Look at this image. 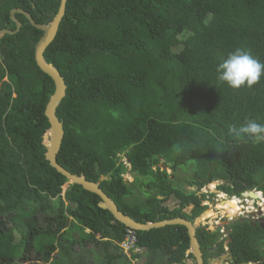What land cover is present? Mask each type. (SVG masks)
<instances>
[{"label":"trees","instance_id":"obj_1","mask_svg":"<svg viewBox=\"0 0 264 264\" xmlns=\"http://www.w3.org/2000/svg\"><path fill=\"white\" fill-rule=\"evenodd\" d=\"M60 2L0 0V30L16 29L14 8L50 24ZM16 16L20 31L0 37V264H37L33 254L41 264H131L119 245L130 228L80 184L64 191L68 179L46 159L55 84L35 60L43 31ZM45 59L67 85L58 163L130 217L194 221L208 208L198 191L216 180L230 196L264 189V0H67ZM192 161L187 193L173 175ZM140 178L151 193L130 201ZM230 227L231 264H264V228L245 218ZM218 234L197 228L204 264L227 252ZM136 235L144 264H196L185 226Z\"/></svg>","mask_w":264,"mask_h":264},{"label":"water","instance_id":"obj_2","mask_svg":"<svg viewBox=\"0 0 264 264\" xmlns=\"http://www.w3.org/2000/svg\"><path fill=\"white\" fill-rule=\"evenodd\" d=\"M66 5L67 0H61L58 12L56 13L54 19L50 22V24H39L35 21L33 16L28 11L22 8H14L10 12V17L16 23V29L12 30L5 28L0 30V37L5 34L18 33L22 27V22L18 19L16 13H22L28 18V20L34 27L43 31L42 37L39 39L35 46V60L40 69L47 75H49L55 84V91L49 99L45 109L46 117L48 118V121L50 123L49 129L44 135V144L47 147L46 159L50 162V165L52 167H54L58 172L63 174L68 179V182L80 184L84 189L97 194L101 198L99 206L108 209L118 221L122 222L130 229L136 231H147L153 228L165 227L167 225L185 226L188 230L190 238V247L188 249V253L193 254L196 264H204V254L197 237V225L194 222L184 217H175L160 221H138L135 218H132L122 212L119 209L117 203L100 187V184L98 182L88 180L84 174L72 173L58 163L57 155L61 149L65 131L63 123L58 118L56 112L58 106L66 95L67 85L60 71L53 65V63L48 62L45 59V51L57 36L61 21L66 12ZM160 166L163 170L168 169L166 164H161ZM246 195H249V197L251 198L259 197L257 196L258 194H256V192L254 191H250L246 193ZM188 209L190 208H186L185 212H188ZM261 227L264 228V224L261 223ZM231 232V229L227 231L229 235H231ZM167 263V261H164L160 264Z\"/></svg>","mask_w":264,"mask_h":264},{"label":"rangeland","instance_id":"obj_3","mask_svg":"<svg viewBox=\"0 0 264 264\" xmlns=\"http://www.w3.org/2000/svg\"><path fill=\"white\" fill-rule=\"evenodd\" d=\"M189 163L190 162H188L187 164H183L182 163L176 169V171H174V175H173L174 176L173 177L174 178L173 179L174 185L184 189L187 193L191 192V190L194 189L193 187L188 186L187 181H190V180L193 179V175L195 173L194 168L196 167L194 161H192L190 164ZM167 171H168V173L173 174V170L168 169ZM124 178L126 180H128L129 182H134V180H135V177L130 172V170H128L124 174ZM141 181H143V180L140 178L138 180V182L136 183V186H132L133 194L128 195L129 196L128 199L130 201H134L136 198H142V197L144 198V197L148 196L151 193L150 191L148 192L146 188H143V186L140 185V184H142V183H140ZM216 182H218L217 185L223 184V181H221V180H217ZM69 184H70V182H67L64 185V187H63L64 191L68 188ZM210 185H211V183L206 185V187H203V190L201 191V193L205 192L207 194L209 192L208 196H210V198L208 200L211 201V204H210V206H208V209H206L199 217H197L194 220V223L198 227L199 226H207L208 229L216 230L218 226L223 227L224 222H230V221L233 222V221H235V220H237L239 218H246V219L247 218L248 219L254 218V216H252V213H249L247 211V209H248L247 207L248 206H245L246 211H245V209L242 210V211L238 210L237 214L234 215V216L227 215L225 213V210L221 209V207H218L219 204L222 201V198L220 196L221 192L223 193L224 191H220V192L217 193L216 192L218 190L217 185L215 183H213L212 184L213 188H211ZM250 191H254L255 192L256 190L255 189L249 190V191H247L245 193H248ZM225 195L227 196L228 199L232 198L228 193H225ZM240 196H241V198L243 200L244 199L243 196H248V195H245V194L242 193ZM159 197H161V196H159ZM204 198H207V196L205 195ZM249 202L250 201H248V203ZM176 203H177V200L175 199V197H172L169 201H167V205H170V206H173V207L177 206ZM249 205L251 207V211H253V209H252L254 207L253 203L251 202V203H249ZM211 209L213 210V214L207 215L206 213L208 212V210H211ZM222 215H224V216H222ZM141 253L142 254L138 257L137 260L133 259V258H131V259L129 258L130 261H131V264H144L145 263V261L147 259L146 253L143 250H142ZM56 255H57V253L55 252L54 255H52V257H54ZM85 255L91 256V253L90 254L89 253H85ZM230 262H231L230 256L228 254H223L220 258H216L215 260L214 259L210 260L209 264H231ZM28 263L41 264L42 262L38 261L35 258V255L33 254L32 257L29 258ZM175 264H177V263H175Z\"/></svg>","mask_w":264,"mask_h":264},{"label":"clouds","instance_id":"obj_4","mask_svg":"<svg viewBox=\"0 0 264 264\" xmlns=\"http://www.w3.org/2000/svg\"><path fill=\"white\" fill-rule=\"evenodd\" d=\"M120 158H121V161L128 167V168H130V163H129V160L125 157V155L124 154H121L120 155ZM126 161V162H125ZM163 164V163H162ZM161 165V164H160ZM168 168V167H167ZM169 169V168H168ZM167 169V170H168ZM126 180V179H125ZM126 181H128V180H126ZM217 181V180H216ZM216 181H213V182H211V184L212 183H216V185H217V183L218 182H216ZM221 181H223V184L225 183L224 182V180H221ZM127 183H129L130 184V182H127ZM210 184V183H209ZM208 185V184H207ZM218 186H220V185H217V187ZM204 187H206V185L204 186ZM192 190H196L195 188L194 189H192ZM203 190V188H201L199 191H198V194H205L206 196H207V194L204 192V193H201V191ZM256 191L255 192H257V193H261L259 190H257V189H255ZM216 191V190H215ZM221 190L218 188V190L216 191L217 193L218 192H220ZM247 192V191H246ZM222 193V192H221ZM224 193V192H223ZM226 193V192H225ZM243 194H245L246 195V193L244 192ZM231 197H239V198H241V196H231ZM244 197V201H247V200H249L250 201V203L252 202L253 203V206H254V209H253V211L255 212V214H258V215H261V214H264V196H262V194H261V196H259L258 198H251V197H249V196H243ZM250 198V199H249ZM242 199V198H241ZM206 201V198L204 199V201L203 202H205ZM209 202L211 203V201L209 200ZM203 204V203H202ZM246 206H248V207H250V205L248 204V202H246V204H245ZM206 206H209V205H206ZM192 206L191 205H188V207L187 208H190V209H192L191 208ZM208 209V208H207ZM222 209V208H221ZM245 209V211H246V208H243V210ZM185 211H186V209H185ZM247 211L249 212V213H252L253 214V211H251V208L248 210L247 209ZM256 212H258V213H256ZM227 215H228V213L227 212H225ZM244 213V212H243ZM246 219V218H245ZM248 219V218H247ZM249 220V219H248ZM192 222H194V221H192ZM197 228H198V226H197ZM136 231V230H135ZM124 241V240H123ZM122 241V242H123ZM120 245V244H119ZM120 247H121V245H120ZM137 247L140 249V251H136V252H132L131 253V255L130 256H128L124 251V253L127 255V257L128 258H133V259H138V257H136V258H134L133 257V253H139V254H142L141 252H142V250L143 251H145L143 248H141V247H139L138 245H137ZM122 248V247H121ZM226 248V251L227 250H229V247H228V244H227V246L225 247ZM123 250V249H122ZM188 262H189V260H188ZM190 263V262H189ZM167 264H169V263H167ZM175 264V263H174Z\"/></svg>","mask_w":264,"mask_h":264},{"label":"flooded vegetation","instance_id":"obj_5","mask_svg":"<svg viewBox=\"0 0 264 264\" xmlns=\"http://www.w3.org/2000/svg\"><path fill=\"white\" fill-rule=\"evenodd\" d=\"M259 191L261 192L262 196H264V189H261ZM256 213H258V212H256ZM222 216H224V215H222ZM252 216H254V218L249 219V221H251V223H253V225H260L261 226V223L264 224V214L258 215V214H255V212L253 211ZM240 219L241 220H244V218H240ZM230 224H231V221L230 222H224L223 227L218 226L216 230L208 229L207 226H204V227L207 228L208 230L213 231V232L214 231H217V230H220V234H218V238H217V240H218L217 243H219L220 241H223L224 244H225V247H226L227 244L230 242V239H231L230 238V235L227 233V231L229 229H231ZM216 246H217V244L212 249H214ZM225 254H228L229 255V250H227V252ZM164 261H167L169 264H171V262L169 261V259H165ZM164 261H162V262H164ZM189 262H191V260H189Z\"/></svg>","mask_w":264,"mask_h":264},{"label":"bare ground","instance_id":"obj_6","mask_svg":"<svg viewBox=\"0 0 264 264\" xmlns=\"http://www.w3.org/2000/svg\"><path fill=\"white\" fill-rule=\"evenodd\" d=\"M213 184V183H212ZM210 185L211 188H213V185ZM216 184V183H215ZM215 190V189H214ZM258 194L257 196H261V193H257ZM221 198H222V201L221 203L219 204L218 207H221L223 210H225V212L228 213V215H231V216H234L237 214L238 210H243V208H245V204L246 202H248L249 200L247 201H244L242 200L241 198L239 197H232L230 199L227 198V196L225 195V193H221ZM249 196V195H248ZM250 203V202H249ZM248 203V204H249ZM207 215L209 214H213V210H208V212L206 213Z\"/></svg>","mask_w":264,"mask_h":264},{"label":"built area","instance_id":"obj_7","mask_svg":"<svg viewBox=\"0 0 264 264\" xmlns=\"http://www.w3.org/2000/svg\"><path fill=\"white\" fill-rule=\"evenodd\" d=\"M208 194H209V192H208ZM208 194H207L206 201L203 202V205H209L210 206L211 203L208 200L210 198V196H208ZM247 208L249 210L251 207H247ZM252 209H254V207ZM120 245H121L123 251L128 256H130L132 252L140 251V249L137 247V235H136V231L133 230V229H130L129 230V233L126 236V238L124 239L123 242L120 243Z\"/></svg>","mask_w":264,"mask_h":264},{"label":"crops","instance_id":"obj_8","mask_svg":"<svg viewBox=\"0 0 264 264\" xmlns=\"http://www.w3.org/2000/svg\"><path fill=\"white\" fill-rule=\"evenodd\" d=\"M191 206H193V205H191ZM191 211V209H189V211L188 212H190Z\"/></svg>","mask_w":264,"mask_h":264}]
</instances>
